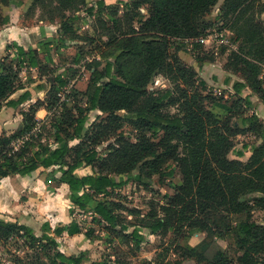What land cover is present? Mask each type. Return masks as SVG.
I'll return each instance as SVG.
<instances>
[{
  "label": "trees",
  "instance_id": "1",
  "mask_svg": "<svg viewBox=\"0 0 264 264\" xmlns=\"http://www.w3.org/2000/svg\"><path fill=\"white\" fill-rule=\"evenodd\" d=\"M83 1L34 0L33 3L43 12L55 9L61 14V8L56 4H80ZM142 1L150 4L149 17L139 30L135 29L134 18L129 13L116 20L111 31L112 40L107 46L120 50V55L114 63L101 57L104 66L98 61L89 66L93 72L87 91L82 94L89 111L108 114L107 124L118 120L115 111L124 110L134 119L135 129L139 131L137 141L121 138L117 146L99 160L97 149L89 147L102 140H86L85 110L78 108L79 117L74 118L71 116L74 105L63 104V113L69 120L65 123L71 133L64 136L59 130L50 132L54 147L44 144L42 134L37 133L29 140H22L20 150H13L14 139L23 138L39 125L36 116L40 110L51 113L57 107L61 100L59 95L70 85V81L60 74L54 78L46 101L38 100L22 114L24 130L14 136L0 137V181L13 175L28 176L52 169L46 182L68 186L72 205L69 214L74 221L76 215L91 214L93 223H105L125 243L140 250L145 236L138 227L127 226L120 220L109 198L132 179L146 185L153 176L174 177V170L166 172L164 168L172 161L183 176V184L161 208L163 218L156 213L150 214L141 227L150 230L154 236H166L170 230L177 237L183 236L185 230L203 232L205 237L201 242L179 253L183 259L195 258L199 264H234L223 257L216 242L217 236L223 234L233 236L239 250L244 252L238 258V264H264V224L253 220L255 210L264 214V125L257 115L247 112L252 106V96L240 97L228 105L207 94L206 82L200 81L196 71L183 64L178 54L170 52L173 38L194 39L209 34L206 17L220 0ZM97 5L103 8L105 0H99ZM262 13V0H225L218 21L223 24L222 29L234 32L240 43L238 52L230 54L226 64L229 71L243 75L244 82L233 86L235 95L241 96L249 88L264 104L259 65L264 64V24L258 21ZM67 23L70 32L77 29L74 20L67 19ZM64 34V38L40 43L39 48L48 63H53V50L59 54L66 41ZM12 49L16 52L14 57L7 55L0 63V109L5 103L16 109L30 98L31 94L27 92L18 100H10L24 89L20 84L22 70L36 69L41 78L45 73L55 74L42 64L38 50H25L17 45L8 47V51ZM225 54L226 50H223L221 55ZM202 62L214 63L216 60ZM157 75L163 76L172 86L149 92L148 86ZM43 90L44 86L37 87V91ZM209 105L226 112L227 117L216 116ZM172 109L176 112L172 113ZM247 133H254L262 143L248 163L229 160L234 140ZM159 134L162 137L156 142L153 139ZM73 141L80 143L73 148L70 146ZM242 156L243 153L238 154L239 158ZM83 166L91 168L90 175L81 177L77 174ZM253 195L256 196L249 199ZM70 227L59 225L51 236L52 229L45 226L43 234L37 236L32 228L19 222L0 221V241L20 238L33 252L29 264H86L88 250L66 256L59 250L57 238H62L65 233L82 234L94 241L97 239L95 231H84L80 226L71 231ZM118 227L120 231L116 230ZM147 264L164 262L158 256L155 262ZM176 264H182L181 260Z\"/></svg>",
  "mask_w": 264,
  "mask_h": 264
},
{
  "label": "rangeland",
  "instance_id": "2",
  "mask_svg": "<svg viewBox=\"0 0 264 264\" xmlns=\"http://www.w3.org/2000/svg\"><path fill=\"white\" fill-rule=\"evenodd\" d=\"M11 1L0 0V7ZM98 1L84 0L80 4H56L57 8H61L60 10L62 11L59 14L55 9H46L43 12L39 8H35L34 0H21V4L24 5L21 10V19L25 24L29 23L33 25L38 21L49 22L59 29L58 38H64L62 34L64 32L66 33L64 34L66 41L63 42L64 44L59 54H55V50H53V63L50 64L45 58H41L42 64L47 65L49 70L54 71L55 74L46 75L45 73L46 76L44 75L41 78L38 71H27L24 69L20 75L21 86L31 90L32 98H36V102L38 101L37 98L42 99L44 102L48 97L47 92L51 89L56 76L62 74L65 79L70 81V85L62 91L61 100L53 112L48 113L43 109L40 110L43 113L39 115V111L36 118L37 124L39 125L31 132H27L23 138L13 140L11 148L16 152L20 150L23 144L22 140L27 136H32V133L34 137L37 133L42 134V142L44 144L49 143L54 147L50 132L59 130L64 136L72 132L69 125L65 123L69 120L67 115L63 113V104L74 105V109L71 111V116L74 118L79 117L78 108L85 110L84 113L87 116L86 132L88 134V136H85L86 140H92V138H100L102 140L98 145L89 147L90 149H97L99 152V160L104 159L109 154L110 149L117 146L121 138H125L134 143L137 141L139 131L135 129L134 119L129 117L124 110L115 111L114 115L118 120L116 122L112 120L111 124H107L108 114L102 113L101 111H89L86 98L82 94L87 91L93 72V70H89V66H94L95 61L102 62L104 66L105 62L101 57H106L114 63L120 55V50L107 46L112 40L111 31L114 28L113 25L116 20L123 14L129 13L134 18L135 29L139 30L141 25L149 17L150 4L142 0H105V6L100 8L97 5ZM262 3H264V0H262ZM218 8L219 5L212 9L211 14L206 17V23L210 28L209 33L219 32L224 34V41L226 43L222 45L211 43L207 46L192 47L184 44L182 42L183 39L173 38L170 40V52L178 54L183 64L193 68L197 73L198 79L206 82L208 86L207 94H212L228 105H232L240 97L251 95L252 106L247 112L249 115H257L264 125V104L259 99V96L253 94L249 88L245 89L241 96L235 95L233 84L238 82V80H243V75L238 72L229 71L226 68V64L228 62V56L233 52H238L240 43H237L234 32L232 34L231 31L222 29L223 24L218 21L220 16ZM67 19L74 20L78 24L76 30L73 28V32L68 30ZM258 21L263 23L264 15L260 16ZM223 50H226V54L222 56ZM213 58L216 62L212 65H206V69L201 71L202 67H204L202 61ZM259 65L261 68L260 80L263 81L264 86V64ZM229 74L233 77H229ZM227 80L229 81L227 82ZM38 86H44L46 89L45 92L38 94ZM171 86L167 79L161 75H157L152 79L148 90L149 92H155ZM19 94L21 92L16 93L12 98H16ZM29 104H25L16 109L7 121H13L14 115L25 114L23 112L25 109L29 111L33 105L32 103ZM208 107L216 116L227 117L226 112L211 107L210 105ZM171 112L175 113L176 110L172 109ZM234 121L237 120L234 119ZM14 122L13 125H10L12 127L8 132H3L6 123H0L1 137L12 136L24 130L23 127L19 128L16 120ZM101 126L105 127L101 128ZM161 137L162 134H159L158 137L152 139L158 142ZM79 143V141H73L70 143V146L75 148ZM261 143L262 140L254 133L239 135L234 140L235 145L229 153L228 159L239 160L246 164L252 157L254 150ZM239 153H243L241 158L238 157ZM164 168L166 172L174 170V177L161 179L158 176H153L146 181V185L132 179L127 186L116 190L113 196L109 198L117 209L120 220L127 226L138 227L140 233L145 236V242L142 244L140 250L135 249L132 244L128 245L125 243L105 223H93L91 214L86 216L76 215L75 221H73L74 223L70 225V230L74 231L78 226L84 231L92 229L95 231V238L97 239L94 241H88L86 239L79 241L78 239L68 238L65 234L58 241L59 250L66 256L78 255L81 251L88 250L89 255L87 258L89 260L86 264H147V262H155L158 256L160 259L163 258L164 264H176L180 260L182 264H199L195 258L186 257L183 259L179 253L188 246L194 247L201 242L205 237L203 232L198 230H185L183 236L177 237L174 235L173 230H170L166 236H154L150 230L141 227L145 218L150 214L156 213L159 218H163L161 208L168 203L169 198L173 197L178 188L183 184V176L175 162H167ZM79 172L81 174H90L91 168L83 166L79 169ZM136 172H139V170ZM37 174L43 180L47 179L49 175L47 171L43 172L41 170ZM56 185V183L52 184L51 188H54ZM255 196H250L249 199ZM31 198L33 199L32 195ZM68 204L70 206L68 210L70 211L72 208L71 202ZM91 204L92 206L96 205V203ZM66 205L63 206L61 203V208L64 209ZM60 211L58 209L55 212ZM253 220L257 223L264 224L263 212L255 210L253 212ZM116 230L120 231V228L118 227ZM36 235L41 236L42 231L37 229ZM216 242L223 257L233 261L234 264H238V258L243 256L244 252L240 251L237 247L235 238L229 234H223L217 236ZM32 255L33 252L18 237H13L9 240L1 239L0 241V264H29Z\"/></svg>",
  "mask_w": 264,
  "mask_h": 264
},
{
  "label": "crops",
  "instance_id": "3",
  "mask_svg": "<svg viewBox=\"0 0 264 264\" xmlns=\"http://www.w3.org/2000/svg\"><path fill=\"white\" fill-rule=\"evenodd\" d=\"M220 2L221 0L216 5V7L219 5V13L222 10L225 0H222L221 4ZM20 4L21 0H12L10 3L1 5L0 7V63L3 62L7 55L14 57L16 53L15 50L12 49L11 51H8V47L11 45H17L21 48H24L25 50L32 48L34 50H38L41 53L39 45L42 41L47 39L57 40L59 37V29H57L52 23L38 21L33 25L29 23L25 24L21 19V10L24 5ZM262 15H264V13H262ZM40 58H44L42 53ZM214 63H204V67H202L201 71L206 69V65H212ZM33 70L38 71L36 69ZM30 71H32V69ZM229 77L233 76L230 75ZM228 81L229 80H227V82ZM238 82H244V80H238ZM45 90L38 91V94L45 92ZM50 90L51 89H49L47 94H49ZM19 92H21L19 96L12 98L14 96L13 95L10 100H18L23 94L27 92H29L31 96L25 103L16 109L28 103H36V98H32L30 89L24 88ZM37 99L42 100L40 98ZM16 109L7 107L6 103L1 107L0 123H6L5 128H3V132H8V130L12 127L10 125L15 123L14 120L17 121L19 128L23 127L24 118L22 114L17 116L14 115L13 121H7L9 116L13 114ZM23 112H28V110L25 109ZM42 113L43 111H40L39 115ZM41 171L44 172V170ZM51 171L53 170L51 169L47 172L49 173ZM37 172L28 176L13 175L0 181V221L8 223L19 222L22 225L32 228L35 233L37 229H40L42 234L44 227L49 226L52 229L49 234L54 236L53 231L59 225L70 226L74 221L68 210L70 209L68 204L70 203L69 188L64 184L56 185L54 188H51V185L55 183H47L46 179H41ZM77 174L83 177L90 175L91 173L81 174L78 170ZM31 195L33 199L31 198ZM61 203L63 206L67 204L64 209L61 208ZM58 209L61 211L55 212ZM65 234L68 238L78 239L79 241H84V239H86V237L82 234L73 236L69 235V233ZM59 239L60 238H57V241H59Z\"/></svg>",
  "mask_w": 264,
  "mask_h": 264
},
{
  "label": "built area",
  "instance_id": "4",
  "mask_svg": "<svg viewBox=\"0 0 264 264\" xmlns=\"http://www.w3.org/2000/svg\"><path fill=\"white\" fill-rule=\"evenodd\" d=\"M78 27V25H77ZM224 34L219 33V32H210L206 37H201V38H194V39H183L182 42L184 44L190 45L192 47L194 46H207L210 45L211 43H217L219 45H222L226 43L224 41ZM61 97V95H59ZM34 134L32 133V136ZM31 136H27L24 138V140H29Z\"/></svg>",
  "mask_w": 264,
  "mask_h": 264
}]
</instances>
